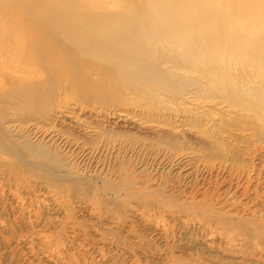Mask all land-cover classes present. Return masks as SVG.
<instances>
[{"label": "rangeland", "instance_id": "rangeland-1", "mask_svg": "<svg viewBox=\"0 0 264 264\" xmlns=\"http://www.w3.org/2000/svg\"><path fill=\"white\" fill-rule=\"evenodd\" d=\"M12 7L51 9L0 0V26ZM82 70L86 87L62 80L32 108L9 96L23 75L0 57V264H264V104L250 101V68L230 70V99L187 71L159 92Z\"/></svg>", "mask_w": 264, "mask_h": 264}, {"label": "bare ground", "instance_id": "bare-ground-1", "mask_svg": "<svg viewBox=\"0 0 264 264\" xmlns=\"http://www.w3.org/2000/svg\"><path fill=\"white\" fill-rule=\"evenodd\" d=\"M108 2L117 10L101 11L103 0H49L39 18L10 8L0 26V57L23 77H11L21 86L9 96L34 108L62 80L86 87L82 66L92 62L134 90L177 92V71L195 73L226 99L227 87L236 86L230 70L247 67L250 101L264 104V0Z\"/></svg>", "mask_w": 264, "mask_h": 264}]
</instances>
